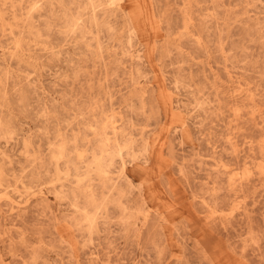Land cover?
Segmentation results:
<instances>
[{
  "label": "rangeland",
  "instance_id": "obj_1",
  "mask_svg": "<svg viewBox=\"0 0 264 264\" xmlns=\"http://www.w3.org/2000/svg\"><path fill=\"white\" fill-rule=\"evenodd\" d=\"M0 264H264V0H0Z\"/></svg>",
  "mask_w": 264,
  "mask_h": 264
},
{
  "label": "bare ground",
  "instance_id": "obj_2",
  "mask_svg": "<svg viewBox=\"0 0 264 264\" xmlns=\"http://www.w3.org/2000/svg\"><path fill=\"white\" fill-rule=\"evenodd\" d=\"M36 4V3H35ZM106 141V140H105ZM105 144V143H104ZM62 152H60V155H61ZM55 157V156H54ZM97 161H100L99 159Z\"/></svg>",
  "mask_w": 264,
  "mask_h": 264
}]
</instances>
